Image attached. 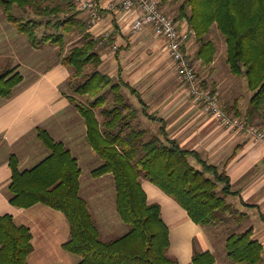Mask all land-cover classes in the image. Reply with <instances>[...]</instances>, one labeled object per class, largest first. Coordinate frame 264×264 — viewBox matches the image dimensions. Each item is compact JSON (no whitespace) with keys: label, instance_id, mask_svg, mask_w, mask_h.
<instances>
[{"label":"trees","instance_id":"1","mask_svg":"<svg viewBox=\"0 0 264 264\" xmlns=\"http://www.w3.org/2000/svg\"><path fill=\"white\" fill-rule=\"evenodd\" d=\"M166 1L178 2L175 19H187L198 43L197 55L205 64L213 60L216 51L206 35L212 27L223 35L231 73L244 75L252 92L246 112L242 116L236 111L235 115L248 125L263 124L264 0H159V5ZM15 7L24 15L29 14L26 12L33 15L25 19L14 13ZM0 8L7 21L32 46L40 47L47 42L57 45L61 63L74 69L67 82L74 94L66 96L86 123L88 144L103 160L91 175L112 174L116 211L128 225L120 236L100 238L88 202L80 192L81 169L76 157L46 129L37 127V136L49 155L23 171L18 167V158L10 155L8 199L20 208L40 203L61 211L69 224V238L62 248L80 257L76 264H179L169 253V227L161 217V206L148 203L142 177L171 196L197 224L218 229L230 222L232 216L241 220L243 215L226 200L228 195L238 193L232 189L226 171L207 163L198 152L181 148L177 140L168 136L163 120L148 112V105L133 86L121 78L113 81L99 71L102 60L96 50L98 39L88 31V22L78 17L74 0H0ZM70 33L78 35L79 43L66 49V35ZM21 80L22 75L15 68L0 75V98H10ZM123 87L136 95L142 114L161 122L159 134L147 138L145 128L133 125L138 110L128 106ZM109 94L111 105L103 107ZM99 107L105 118L103 126L96 113ZM190 156L200 168L190 163ZM252 234L253 229L248 227L226 236L225 249L230 262L262 264L263 247ZM31 238L27 226L17 225L10 214L0 215V264H29ZM215 261L209 250L194 248L191 264H215Z\"/></svg>","mask_w":264,"mask_h":264},{"label":"crops","instance_id":"2","mask_svg":"<svg viewBox=\"0 0 264 264\" xmlns=\"http://www.w3.org/2000/svg\"><path fill=\"white\" fill-rule=\"evenodd\" d=\"M96 1L100 6L96 21L91 22L83 12L79 17L88 22V31L98 39L96 50L102 60L99 71L115 81L121 78L133 86L148 105L149 113L163 120L168 136L177 140L181 148L198 152L207 163L226 171L232 189L238 192L228 195L226 200L243 215L241 222L238 221L239 226L243 230L251 227L252 237L262 244L264 264V138L256 140L248 130L222 125L206 114L180 81L164 42L150 28L137 33L131 31L136 12L122 10V0ZM160 7L176 18L175 3L160 2ZM3 18L0 20V42L4 46L0 49V55H15L10 68H15L22 75V80L14 87L10 98H0V215L10 214L17 225L29 228L33 245L28 257L29 264H54V261L55 264H76L80 257L62 248L63 242L69 238V224L61 211L40 203L20 208L9 202V157L14 154L18 158L21 171L39 163L49 155V150L38 138L36 129H46L76 157L81 169L80 192L89 208L88 198L97 193L94 190L103 192L100 197L103 211L101 222L105 223L102 228L107 230L112 227L111 219L116 220L112 207L103 208L107 206L104 202L108 197L112 200L113 196L115 202L113 177L111 173L98 177L91 175L82 182V160L98 161L97 166L103 160L97 158L100 156L88 144L86 123L66 96L72 94L67 82L73 70L61 63L58 46L50 42L40 47L32 46L24 34L17 32L5 16ZM177 21L183 30L190 33L186 49L202 82L217 94L225 110L231 114L238 111L243 116L249 102L241 99L232 76L234 74L230 71L224 37L219 32L211 34L213 36L207 34L206 39L214 43L216 51L213 60L205 64L197 55L198 43L196 37L192 36L187 19ZM45 59L47 64L42 63ZM246 86L249 89L247 79ZM128 90H123L128 106L139 108L138 98L136 95L133 98ZM82 99L80 101H86ZM110 105L108 102L103 107ZM101 109L97 108L96 113L103 126L105 118ZM141 115L142 118H137L133 125L145 124L144 121L156 122ZM93 169L90 167L89 171ZM141 185L148 203L161 206V217L169 227V253L179 264H191L194 248L212 252L215 264H236L230 262L225 254L221 261L218 260L213 240L222 226L216 229L195 223L185 209L147 178H141ZM84 188L89 190L88 195H83Z\"/></svg>","mask_w":264,"mask_h":264},{"label":"built area","instance_id":"3","mask_svg":"<svg viewBox=\"0 0 264 264\" xmlns=\"http://www.w3.org/2000/svg\"><path fill=\"white\" fill-rule=\"evenodd\" d=\"M74 3L76 9L86 13L91 22L98 19L100 6L96 0H74ZM120 6L126 12L134 10L137 14L131 23L133 33L150 28L153 34L164 42L180 81L206 114L217 119L222 125L248 130L256 140L264 138V131L256 125H248L243 118L225 110L217 94L203 85L186 49L190 33L183 30L174 17L162 10L159 0H122Z\"/></svg>","mask_w":264,"mask_h":264},{"label":"rangeland","instance_id":"4","mask_svg":"<svg viewBox=\"0 0 264 264\" xmlns=\"http://www.w3.org/2000/svg\"><path fill=\"white\" fill-rule=\"evenodd\" d=\"M176 4V7L178 8V2L175 3ZM176 8V9H177ZM79 12V11H78ZM14 13H16L17 15H23V17L26 19L27 16L29 15H33L32 12H26V13H29V14H25L22 13L18 8L15 7L14 9ZM80 15V12L78 14V17ZM3 11L2 9L0 8V20H4L3 18ZM174 16V15H173ZM80 18V17H79ZM177 20V19H175ZM218 33V29L216 27H212L211 31L209 32L208 36H213L211 34H214V33ZM220 34V33H219ZM195 36V34L192 32V36ZM207 36V35H206ZM221 36H223L221 34ZM220 39V38H219ZM79 43V39H78V35L77 34H67L66 35V49H69L71 46H73L74 44H78ZM13 44V43H12ZM4 46L3 43L0 42V49ZM15 55H5V54H1L0 55V75H2L6 70H8L10 67H12L14 61H15ZM47 59L45 60H42V63H45L47 64ZM70 70H74L72 67H68ZM87 70V69H86ZM234 76V79H235V82H236V85L238 87V90L241 94V99H243L244 101L245 100H248L249 102V99L251 98V96L249 95L252 94L250 89H247V86H246V77L244 75H232ZM113 81H115L113 78H112ZM117 81V80H116ZM203 83V82H202ZM127 89V88H126ZM124 90V87L122 88V92ZM129 91V90H128ZM71 92V91H70ZM73 93V92H71ZM129 93L131 94V96H133L134 98V95L132 92L129 91ZM74 94V93H73ZM247 94H248V98H247ZM76 98L78 100H83L82 97H79L77 95H75ZM112 101V96L110 94V96H107V102H110L111 103ZM138 110V116L137 118H142V111L143 109L141 108V105L139 104V108H137ZM149 112V111H148ZM145 124H136L134 125L135 127H140V128H145L147 130V138L150 136V135H155V134H159V127H160V124L161 122L160 121H156L155 123H147L148 121H144ZM147 124V125H146ZM144 125V126H143ZM143 126V127H142ZM260 130H263L264 131V123L261 124L259 126ZM95 156H98V155H95ZM96 158V157H95ZM97 158H100V157H97ZM101 160V159H99ZM195 160L196 162L194 163ZM102 161V160H101ZM189 161L190 163L194 166V164L196 165H199L200 164L198 163V161L193 157H189ZM97 162L95 161H92L89 159H84L82 160V163H81V166H82V182H84V179L87 180L88 176L89 178H91V172L89 171V168L91 167L93 169V167H98ZM194 166L196 168H199L197 166ZM209 176H211V174H208ZM143 178V177H142ZM100 184V183H99ZM222 186V185H220ZM94 192H97L95 193V196H91L88 198L89 200V205H90V211L92 212V215L94 217V220L96 222V225L98 226V229L100 231V238L103 239V240H108V239H111V238H114L116 236H120L122 234H124L127 230H128V225L125 224L121 219L120 217H118V213L117 211H115V202H114V197L112 196V200L108 197L107 198V202H104L105 205L107 206H104L103 208L105 209H111L112 207V210L113 213H114V216H116V220H113L111 219V224H112V227L111 229H103L102 227H105L103 226V222H101V215L103 213L102 211V207L100 205V197L102 195L103 192H100V190L98 191H95ZM84 194L83 195H88L89 194V190L84 188ZM237 231H243V228H241L238 224V221H237V218H235V216H232L231 219H230V222H227L225 224L222 225L221 227V231H219L217 233V235L215 236L214 240H213V244L216 248V254L218 256V260L221 261V259L224 257V254L226 255V249H225V242H224V238L231 232H237ZM227 258V257H226ZM54 264H55V261H54ZM57 264H61V262H57Z\"/></svg>","mask_w":264,"mask_h":264}]
</instances>
